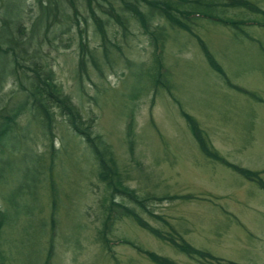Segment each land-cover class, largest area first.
Masks as SVG:
<instances>
[{
    "label": "rangeland",
    "instance_id": "1",
    "mask_svg": "<svg viewBox=\"0 0 264 264\" xmlns=\"http://www.w3.org/2000/svg\"><path fill=\"white\" fill-rule=\"evenodd\" d=\"M212 1L220 18L261 24L232 29L197 18L185 23L191 34L155 17L149 29L162 31L157 54L151 38L128 18L124 31L105 25L103 49L82 1L73 0L94 65L85 56L78 69L79 38L72 23H55L41 34L36 61L52 73L81 119H92V132L109 146L122 185L142 200L140 207L119 196L113 202L160 235L181 239L221 262L264 264V191L206 159L179 115L180 110L191 116L211 149L228 163L262 170L264 184V0H243L259 13ZM19 4L27 31L37 5L35 0ZM197 39L225 79L208 66ZM158 55L160 69L154 61ZM4 65L0 56V83ZM155 74L169 91L152 85ZM24 95L12 77H5L0 115L23 102ZM48 111L49 134L27 107L0 141V210L5 214L0 264H152L141 251L173 264H213L187 258L109 207V191L97 178L91 152L58 109ZM172 195L190 197L159 200ZM108 207L116 213L107 219Z\"/></svg>",
    "mask_w": 264,
    "mask_h": 264
},
{
    "label": "trees",
    "instance_id": "2",
    "mask_svg": "<svg viewBox=\"0 0 264 264\" xmlns=\"http://www.w3.org/2000/svg\"><path fill=\"white\" fill-rule=\"evenodd\" d=\"M85 8L86 15L92 22L93 29L98 35L101 46L105 49L104 44L108 42L106 37L105 25L114 23L122 27L124 31V23L128 18L134 19L139 24L142 32L147 34L153 46L157 49V54L162 48V44L158 42L162 40V31L159 26L149 29V23L152 18H163L169 25L177 27L187 33H191L185 25L190 19L203 18L211 22L229 26L235 29L242 24L260 26L261 23L249 20L246 23L232 21L216 16L213 12L214 2L212 0H81ZM225 1V0H223ZM37 5L36 15L31 21L30 28L26 31L22 26V21L19 17L21 4L19 0H6L1 4L2 13L0 16V56L5 60V77H12L18 84L19 88L25 92L23 102L10 108L5 115H0V141L7 139L8 132L11 126L14 125V120L20 112L30 107L33 111V116L39 118V122L45 133L49 134L51 129L52 117L48 111L49 107H55L59 113L63 115L71 131L84 142L88 151L91 152L97 167V178L104 183L105 188L109 191V207L113 206L122 211V214L130 217L138 226L154 235L156 238L168 242L179 253L187 258L198 261H205L213 264H236L230 261L221 262L216 257H213L208 252L200 251L181 239L179 241L172 238L170 235L165 237L158 232L147 227L130 209L122 207L119 203H115L112 199L115 196L123 197L136 206H141L142 200L137 199L133 192L122 185V175L118 172L117 165L109 146L104 142L101 136L92 132V119L84 122L77 108L72 104L68 96L62 93L59 86L53 81V75L50 71H45L42 65L36 60L38 58V49L41 40V34H47L49 26L58 24L57 26L66 23H72L78 33V69H82L85 63V56L94 65V60L91 52L86 48L85 41L81 37L79 29L80 19L76 11L73 0H35ZM221 6L228 8L246 9L249 12L259 13L260 10L255 6L250 5L243 0H226L221 3ZM145 8V11L142 10ZM262 12V11H261ZM70 13V15H69ZM264 14V13H260ZM84 23V19H82ZM69 27H67L68 29ZM41 30V31H40ZM192 34V33H191ZM200 49L208 66L216 74L224 78V74L219 66H217L206 47L197 39ZM157 44L158 47H157ZM160 47V48H159ZM154 49V50H155ZM157 68L160 69L159 55L154 57ZM160 74H155L152 79V85H157L169 91L170 87L165 81H160ZM159 78V79H158ZM225 79V78H224ZM1 82V83H2ZM0 83V86H1ZM241 91V90H240ZM171 96V95H170ZM171 98H173L171 96ZM175 103V102H174ZM180 117L184 120L187 128L194 139L201 154L208 160L223 165L226 169L240 175L244 180L254 183L260 190L264 191V184L260 180L259 172L249 171L247 169L232 165L224 158L218 155L211 149L201 130L198 128L195 120L183 111L179 110ZM128 123L126 128V136H131V111L128 114ZM47 131V132H46ZM128 149L131 150L132 142L127 141ZM39 161V156H34ZM39 163V162H38ZM190 197V196H188ZM188 197L182 196H165L159 200H182ZM108 207L106 217L108 219L110 213H116ZM53 215V213H50ZM5 214L0 210V229L4 221ZM53 229V219L51 220ZM106 229V227H105ZM106 231V230H105ZM110 243V242H108ZM139 251V250H138ZM152 264H173L168 259L156 256L152 253L140 252Z\"/></svg>",
    "mask_w": 264,
    "mask_h": 264
}]
</instances>
